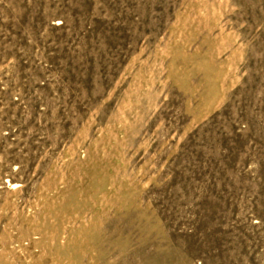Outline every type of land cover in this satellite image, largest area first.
<instances>
[{
  "label": "rangeland",
  "instance_id": "374dc122",
  "mask_svg": "<svg viewBox=\"0 0 264 264\" xmlns=\"http://www.w3.org/2000/svg\"><path fill=\"white\" fill-rule=\"evenodd\" d=\"M0 264H264V0H0Z\"/></svg>",
  "mask_w": 264,
  "mask_h": 264
}]
</instances>
